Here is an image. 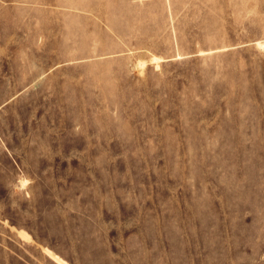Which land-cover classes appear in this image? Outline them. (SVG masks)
Listing matches in <instances>:
<instances>
[{"label":"rangeland","instance_id":"obj_1","mask_svg":"<svg viewBox=\"0 0 264 264\" xmlns=\"http://www.w3.org/2000/svg\"><path fill=\"white\" fill-rule=\"evenodd\" d=\"M0 264H264V0H0Z\"/></svg>","mask_w":264,"mask_h":264}]
</instances>
